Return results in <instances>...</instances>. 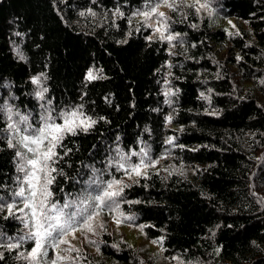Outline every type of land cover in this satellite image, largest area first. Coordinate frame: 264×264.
I'll use <instances>...</instances> for the list:
<instances>
[{
  "label": "trees",
  "instance_id": "16d2710c",
  "mask_svg": "<svg viewBox=\"0 0 264 264\" xmlns=\"http://www.w3.org/2000/svg\"><path fill=\"white\" fill-rule=\"evenodd\" d=\"M206 1L217 18L185 0L167 9L178 34L169 43L134 15L157 0H0V106L34 126L46 109L81 106L96 121L56 149L63 174L52 173L53 200L75 198L93 179L121 180L119 211L95 220L123 213L142 237L162 239L155 255L107 227L81 264H264V0ZM226 17L234 29L213 25ZM8 123L0 111V233L17 238L28 229L24 213L6 207H23ZM142 148L163 164L127 179L114 165ZM32 246L0 248V264H28L17 257Z\"/></svg>",
  "mask_w": 264,
  "mask_h": 264
},
{
  "label": "snow or ice",
  "instance_id": "6c2138e0",
  "mask_svg": "<svg viewBox=\"0 0 264 264\" xmlns=\"http://www.w3.org/2000/svg\"><path fill=\"white\" fill-rule=\"evenodd\" d=\"M161 4L176 10L175 0H171V2L157 0L155 4L148 7V10L140 11L134 15L142 16L149 27H153V24L150 23L153 17H159L155 21V32L159 34L160 40L171 43L177 39L178 34L174 35L169 31L165 13L159 11ZM188 7H194L197 13L202 9L211 11L209 4L202 0H194L193 3L188 4ZM87 78L91 80L95 77L92 72H89ZM33 83L38 84L39 78H33ZM44 91L46 89L37 92L38 98H44ZM5 110L9 121L6 126V131L10 134L7 141L8 146L18 149L16 151V156L19 158L17 170L23 173L22 178H17L19 190L13 193L14 197L19 198L23 207L17 208L15 202L7 204L6 207L9 216H14L15 211L24 213V217L17 218L22 220L28 231L17 238L4 237V234L0 233V248L11 252L19 249L24 241H32L31 249L26 254L20 252L18 259H24L28 261V264H66V262L78 258L61 255L60 248L61 245L68 244L67 237L70 234L74 236L77 231L82 234L85 231L95 234L94 221L100 214L99 210L108 208L118 212L119 198L122 197L124 188L128 185L117 179L104 181L102 178H98L91 180L88 188H85L75 198L66 200L63 204L53 200L50 186L54 183L55 176L52 173L63 174L53 166L61 158L56 149L62 146L66 135H76L77 131L87 132L96 121L84 114L82 106L77 109L61 111L55 118L46 109L45 113L40 116L39 126L29 123V117L19 113L15 114L19 116V120L13 121L11 107L5 109L4 106H0V111ZM57 119L62 122L57 123ZM21 124L25 126L21 128ZM168 143H172V138ZM135 155L140 157L139 162L131 163V156ZM147 157L148 152L142 148L139 153L132 152L129 156L122 155L120 162L114 166L118 170H123L130 179L133 174L137 177L144 176L145 169L155 166L150 159L146 161ZM93 185L95 187H92ZM4 207L5 205L0 204V210H3ZM120 215L123 216V213ZM125 219L133 218L125 217ZM117 223L120 221L118 220ZM99 227H103V225L101 224ZM49 248L55 250V258L47 261ZM65 251L78 253L79 249L69 247ZM0 259H3L2 252H0Z\"/></svg>",
  "mask_w": 264,
  "mask_h": 264
},
{
  "label": "rangeland",
  "instance_id": "374dc122",
  "mask_svg": "<svg viewBox=\"0 0 264 264\" xmlns=\"http://www.w3.org/2000/svg\"><path fill=\"white\" fill-rule=\"evenodd\" d=\"M176 1L177 0H175V2ZM185 1L186 2H192V3L194 2V0H185ZM169 2H171V0H169ZM202 2H207V1L202 0ZM209 7H210L211 11L210 12L208 10L207 11L210 13L211 18L212 19L217 18L218 17V9L215 6H212L210 4H209ZM167 9H168V7L163 6V4H161L159 11L165 13V16H166ZM201 12L203 13V9L201 10ZM140 18H143V17L140 16ZM157 19H159V17H153V20L150 21V23L153 24V27H150L151 28L150 37H158L159 36V34L155 32V21ZM213 25H215L216 27H223V28L227 29L228 31H230V30L234 29L235 21H234L233 17L220 18V19H216V21L213 23ZM48 111H49V109H48ZM15 114H16V112L15 113L13 112V121H18L19 116L15 115ZM51 115L54 118L56 117L53 114H51ZM56 122L61 123L62 121L56 120ZM118 154H119V152H118ZM146 161H147V159H146ZM131 163H138V161L136 162L131 157ZM154 164H155L154 167H157V165L161 167L163 162L162 161H159L158 163L154 162ZM144 171H146V169ZM135 177H136L135 174H133L131 179H133ZM127 179H130V178L127 176ZM118 220L120 221V223H117ZM94 224L96 225L95 234L89 233L87 231H85L82 234L80 231H77L74 236L70 234L67 237L68 244L61 245V248H60L61 255L78 257L77 259L68 261V263L81 264V260H80L81 253L83 251L90 253L89 250H91V249L88 248V247H90V245L88 244V243H90L89 241L93 242V243H91V245L98 244L100 239H101L102 229H106L107 227H108V231L113 230V233H115V235L119 241L124 240V237H125V240L132 246L136 245V244H138L140 246H146L147 252L155 254V255H158L161 252V241H162L161 238L154 239V240L145 239L144 237H142L140 230L135 225H133L130 221L129 222L128 221L123 222L122 216H120V215H115L113 218H110V219L102 218L100 220H95ZM101 224L103 225V227H99V225H101ZM112 226L117 227L120 230H122L125 235L123 234L122 231H119L116 228H113ZM154 241H155V243H154ZM84 242H86L87 245L84 244ZM69 247H74L76 249H79V252L77 253V252L65 251V249H67ZM49 257L50 256H47L46 259H48ZM173 264H177V263H173Z\"/></svg>",
  "mask_w": 264,
  "mask_h": 264
}]
</instances>
